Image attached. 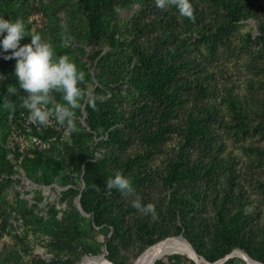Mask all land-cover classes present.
Instances as JSON below:
<instances>
[{
	"label": "rangeland",
	"instance_id": "1",
	"mask_svg": "<svg viewBox=\"0 0 264 264\" xmlns=\"http://www.w3.org/2000/svg\"><path fill=\"white\" fill-rule=\"evenodd\" d=\"M190 1L194 22L175 6L158 8L155 0H111L97 14L102 29L93 37L79 0H0V17L21 19L25 25L21 46L38 34L53 45L57 57L68 55L85 72L80 86L90 89L94 104L108 116L91 129L85 97L75 110L77 131L50 148L31 147L22 162L12 160L7 142L15 111L4 109L3 101L6 84L17 79L16 60L4 59L11 50L5 52L0 44L1 258L12 250L27 264L57 257L74 260L88 249L93 252L83 254L79 264L98 254L133 264L151 245L184 236L187 229L202 252L216 256L228 230L221 209L225 216L240 212V231L250 249L264 256V0ZM65 36L72 37L67 48L61 47ZM139 49L154 67L184 62L175 84L184 102L173 107L174 116L161 117L162 105L137 87ZM56 95L58 103H65L60 93ZM194 107L206 133L186 145L183 111ZM143 115L149 118L148 126L140 122L130 127L128 121ZM163 123L166 130L159 139L146 138L147 131L155 132ZM115 132L124 143L116 142ZM132 158L137 162L129 168L126 162ZM90 160L107 178L117 172L130 179L136 176L134 194L104 190L98 208L86 212L80 197L86 193L84 164ZM173 167L183 173L196 167V175L177 181L170 177ZM137 198L142 205L153 204L158 219L132 207ZM103 200L113 205L104 206ZM105 214L120 221L117 230L104 222ZM72 227L80 239L72 246L60 243L58 239ZM157 260L197 264L191 255L178 251ZM222 264L248 262L234 254Z\"/></svg>",
	"mask_w": 264,
	"mask_h": 264
},
{
	"label": "trees",
	"instance_id": "2",
	"mask_svg": "<svg viewBox=\"0 0 264 264\" xmlns=\"http://www.w3.org/2000/svg\"><path fill=\"white\" fill-rule=\"evenodd\" d=\"M80 4L87 14L89 18V25H90V34L94 36H98L100 34V31L102 29V19L99 17L98 12L105 9L107 2L111 0H79ZM192 4L193 10H194V16L195 14V8L193 3ZM104 19V18H103ZM139 61H138V69L134 73L135 74V82L138 88L144 90L151 100L157 101V103L162 105L163 110L160 112L161 117L164 119L169 118L171 116H174L175 113L173 111V107L175 106H182V103L184 102V99L180 97V93L178 92V87L175 86L177 84L178 80L176 79L179 71L181 69V66L184 65V62L181 60L179 62L171 61L166 66H159L154 67L153 64L149 62V58L145 57L144 52L142 49H139ZM7 90L6 93L8 95V88H15L16 89V95L9 96L10 100L15 106V113L12 116V125L16 122L17 116L19 111L23 108L22 105V99L25 95L23 90L20 89L18 80L14 79L12 84H6ZM183 87V86H181ZM198 93L203 96L204 95V89L202 87L198 88ZM56 96V100L59 101L58 95L56 93L54 94ZM95 106H91L89 104V107L87 106V113H88V119L87 123L91 127V129L95 130L98 126V119L101 118L103 120H107V115H102V112L104 111L103 108L100 106L94 104ZM230 105L232 110L235 112H238L236 103L234 101L230 100ZM184 116H185V130H184V142L186 145H190L196 141V139L206 133V126L204 123L203 118L201 117V113L196 110V107L194 108H184ZM140 122H143L146 126L149 125V118L146 116H141L137 121L134 119L128 121L130 127H137V125L140 124ZM103 124V122H102ZM166 123L159 124L157 127V130L155 132H149L147 131L145 133V136L149 140L153 139H159L163 132L166 130ZM113 138L116 140L117 143H124L125 139L124 137L120 136L119 133L115 132V135ZM1 149V148H0ZM7 150L10 152V158L14 161L22 162L24 159H27L30 153V148L26 149L25 151H17L12 150L7 145ZM183 152V150H181ZM180 152V153H181ZM1 155L5 158V153L2 152ZM137 158L129 159L126 162L127 167H132L137 161ZM97 163L94 161H88L84 164L85 167V173L83 174V179L86 184V193H83L80 197L81 205L83 209L86 212H94L100 205V200L102 198V193L104 190H107L106 183L109 178H114V175L111 174L108 176L104 174H99L98 170L96 168ZM189 176H195L196 175V167L193 170L188 171L187 173H183L181 170H178L177 167H173L172 173L170 174V177L172 179H176L177 181H182ZM132 186L133 188H137L138 185V179L137 177L131 178ZM102 205L106 206H112L113 202H109L103 200ZM188 203V201H184L183 204ZM225 210L221 209L220 213L223 214V217L226 218V221H224L223 224H226V228L228 229L226 233L224 234V244L218 251V255L214 256L210 254L209 252H202L200 250V243H198V239L195 238L191 233L187 231L184 233V236L188 239V241L192 244L194 249L199 253V255L204 256L210 261H215L219 258L224 257L226 254L231 252L234 248H241L244 250L247 254H249L253 259L260 261L264 263V256L256 255L249 247L248 239L245 237V235L240 231L242 222L239 221L238 214L239 211H236L232 215L225 216L224 215ZM104 222L109 223L113 226L115 230L119 228L120 221L116 219V216L105 214ZM225 226V225H224ZM76 227H72L68 231L64 232L61 237L58 239L60 243L62 244H68L69 246H72L78 239H80V235L75 232ZM153 243V242H152ZM264 244V241H263ZM111 252L113 251V248L110 249ZM93 250L85 249L83 250L80 255H78L74 260L67 258L64 259L63 257H57L53 258L50 261H37L33 264H79V260L81 256L85 253H91ZM6 258L0 257V264H27L23 262V259L19 256L17 251L9 250L6 255ZM8 258H11L12 260H8ZM110 261L118 263V264H124L123 262L118 261L112 256L108 257ZM227 261V260H226ZM224 263V262H223ZM32 264V263H31ZM154 264H162L161 261H155Z\"/></svg>",
	"mask_w": 264,
	"mask_h": 264
},
{
	"label": "clouds",
	"instance_id": "3",
	"mask_svg": "<svg viewBox=\"0 0 264 264\" xmlns=\"http://www.w3.org/2000/svg\"><path fill=\"white\" fill-rule=\"evenodd\" d=\"M156 6L165 9L175 6L179 14L194 22V10L190 0H155ZM67 32V25L61 24ZM6 33V35H5ZM0 36H3L2 48L5 52L11 50V55L4 59H15V75L21 90L26 95L22 99V107L27 109L29 123L49 126L53 122L66 127L69 132L77 131L75 126V110L82 107L81 102L88 97V103L94 105L89 96L90 89L82 88L85 83V72L79 70L76 63L68 55L56 56L52 44L42 40L40 35H32L31 43L21 46L25 37V25L21 19L12 22L0 17ZM72 37L65 36L61 47L70 46ZM55 93H60L65 103H58ZM15 88H8V95L4 97L3 107L15 111V106L9 96L16 95ZM106 188L111 193L113 189L123 195H132L135 190L130 178L117 172L114 178H109ZM132 207L145 215L158 219L155 206L151 203L142 205L139 198L132 201Z\"/></svg>",
	"mask_w": 264,
	"mask_h": 264
},
{
	"label": "built area",
	"instance_id": "4",
	"mask_svg": "<svg viewBox=\"0 0 264 264\" xmlns=\"http://www.w3.org/2000/svg\"><path fill=\"white\" fill-rule=\"evenodd\" d=\"M29 112L22 108L13 124L7 145L12 150L25 151L31 147L50 148L55 142L65 140L69 131L64 126L53 122L49 126L34 125L29 123Z\"/></svg>",
	"mask_w": 264,
	"mask_h": 264
},
{
	"label": "bare ground",
	"instance_id": "5",
	"mask_svg": "<svg viewBox=\"0 0 264 264\" xmlns=\"http://www.w3.org/2000/svg\"><path fill=\"white\" fill-rule=\"evenodd\" d=\"M176 251L188 253L196 259L197 264H210L207 261L205 262L199 259L194 253L188 241L181 235L169 236L151 245L137 257L133 264H152L156 259L162 257L163 255ZM234 254L244 258L248 262V264H263L256 260H253L242 250H234ZM82 264L113 263L107 260L102 254H98L85 257Z\"/></svg>",
	"mask_w": 264,
	"mask_h": 264
},
{
	"label": "water",
	"instance_id": "6",
	"mask_svg": "<svg viewBox=\"0 0 264 264\" xmlns=\"http://www.w3.org/2000/svg\"><path fill=\"white\" fill-rule=\"evenodd\" d=\"M181 236H183L182 234H180ZM184 237V236H183ZM185 238V237H184ZM186 239V238H185ZM187 240V239H186ZM188 241V240H187ZM188 243L190 244V246H191V248L193 249V251H194V253L196 254V255H198L197 254V252H196V250L194 249V247L192 246V244L188 241ZM237 249H240V248H237ZM235 250V249H234ZM234 250H232L231 252H229L228 254H226L224 257H222V258H219V259H217V260H215V261H207V262H209L210 264H222L223 262H225L227 259H229V258H231V257H233L234 256ZM240 250H242V249H240ZM242 251H244V250H242ZM244 253H246L245 251H244ZM247 254V253H246ZM248 256H249V254H247ZM250 257V256H249ZM204 259V258H203ZM110 261V260H109ZM156 261V260H155ZM154 261V262H155ZM111 262V261H110ZM153 262V263H154ZM111 263H113V262H111ZM152 263V264H153ZM113 264H115V263H113Z\"/></svg>",
	"mask_w": 264,
	"mask_h": 264
}]
</instances>
